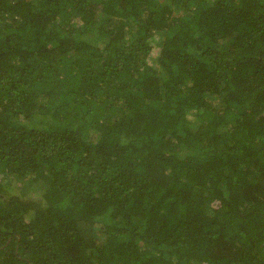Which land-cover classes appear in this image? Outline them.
Instances as JSON below:
<instances>
[{"label": "trees", "instance_id": "1", "mask_svg": "<svg viewBox=\"0 0 264 264\" xmlns=\"http://www.w3.org/2000/svg\"><path fill=\"white\" fill-rule=\"evenodd\" d=\"M0 264H264V0H0Z\"/></svg>", "mask_w": 264, "mask_h": 264}, {"label": "rangeland", "instance_id": "2", "mask_svg": "<svg viewBox=\"0 0 264 264\" xmlns=\"http://www.w3.org/2000/svg\"><path fill=\"white\" fill-rule=\"evenodd\" d=\"M19 184H17L13 190L16 192L18 190V186ZM26 191H28L27 194H24V196H26L27 198H34V199H38L41 196V192L39 190V187L35 186L33 188H30V190L27 188ZM17 193V192H16ZM18 193H20V188L18 190Z\"/></svg>", "mask_w": 264, "mask_h": 264}]
</instances>
